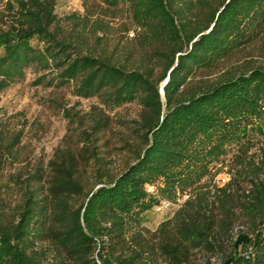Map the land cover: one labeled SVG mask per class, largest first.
Wrapping results in <instances>:
<instances>
[{"label":"trees","instance_id":"1","mask_svg":"<svg viewBox=\"0 0 264 264\" xmlns=\"http://www.w3.org/2000/svg\"><path fill=\"white\" fill-rule=\"evenodd\" d=\"M56 5L5 0L0 93L31 71L103 107L47 165H23V131L0 115V264H264V64L234 62L264 41V0H84L63 18ZM132 103L119 136L108 112ZM163 202L181 204L151 231ZM237 209L253 237L234 240Z\"/></svg>","mask_w":264,"mask_h":264},{"label":"rangeland","instance_id":"2","mask_svg":"<svg viewBox=\"0 0 264 264\" xmlns=\"http://www.w3.org/2000/svg\"><path fill=\"white\" fill-rule=\"evenodd\" d=\"M56 12L59 17L72 13L83 14L84 0H56ZM5 8V0H0V12ZM132 36V35H131ZM243 60L264 64V41L258 48L250 49L244 55L239 56L234 62ZM236 63V64H238ZM217 75L207 77L214 79ZM38 76L28 71L25 77L8 89L0 93V115L11 118L15 126L23 131L21 142V162L23 165L44 164L47 165L53 158L57 149L66 146L70 136V129L85 121L87 114L94 106L103 107L97 99H83L75 96L72 89H55L37 84ZM140 112V107L136 103L127 104L114 112H108L117 121L115 123L116 132L122 135V128L117 124L119 120H135ZM77 121L71 125V121ZM117 124V125H116ZM116 142V140H112ZM250 155L255 156V162L261 158V151L257 147ZM126 153L124 151L116 153L112 157L113 171H119L123 166ZM229 156L224 166L220 165L214 170L213 184L219 188L231 183L233 173L237 169L231 166ZM233 169V171L231 170ZM251 185L248 181L240 180L233 186V193L242 195L245 191L249 193ZM180 204H170L167 208H154L145 216V226L151 231H155L158 226L173 217L180 208ZM236 224L232 230L234 240L239 234H246L253 237V227L249 220L236 210ZM200 258V257H199ZM214 264L218 262L213 259Z\"/></svg>","mask_w":264,"mask_h":264},{"label":"built area","instance_id":"3","mask_svg":"<svg viewBox=\"0 0 264 264\" xmlns=\"http://www.w3.org/2000/svg\"><path fill=\"white\" fill-rule=\"evenodd\" d=\"M148 190L149 191H154V187H148ZM170 206V203L168 202H163L158 208L161 209V208H167Z\"/></svg>","mask_w":264,"mask_h":264},{"label":"water","instance_id":"4","mask_svg":"<svg viewBox=\"0 0 264 264\" xmlns=\"http://www.w3.org/2000/svg\"><path fill=\"white\" fill-rule=\"evenodd\" d=\"M162 93H163V91H162Z\"/></svg>","mask_w":264,"mask_h":264}]
</instances>
